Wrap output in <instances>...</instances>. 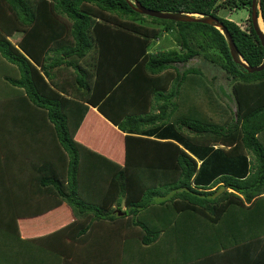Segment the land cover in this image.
<instances>
[{
  "label": "trees",
  "instance_id": "1",
  "mask_svg": "<svg viewBox=\"0 0 264 264\" xmlns=\"http://www.w3.org/2000/svg\"><path fill=\"white\" fill-rule=\"evenodd\" d=\"M139 1L263 62L252 0ZM0 264H264V69L127 0H0Z\"/></svg>",
  "mask_w": 264,
  "mask_h": 264
},
{
  "label": "water",
  "instance_id": "2",
  "mask_svg": "<svg viewBox=\"0 0 264 264\" xmlns=\"http://www.w3.org/2000/svg\"><path fill=\"white\" fill-rule=\"evenodd\" d=\"M127 1L130 4V6L133 8V10L145 15H149L161 19H170L175 21L202 22L215 26L225 36L231 56L236 64H238L245 71L250 73L262 71L264 69V59L263 62L259 65H252L246 60L244 55L237 47L232 34L217 16H214L212 14L206 15V14L189 13L183 11L158 10L145 6L139 0H127ZM250 8H251V19L254 30L256 31L257 35L261 40L262 45L264 46V20L262 16L261 0H252V4Z\"/></svg>",
  "mask_w": 264,
  "mask_h": 264
},
{
  "label": "rangeland",
  "instance_id": "3",
  "mask_svg": "<svg viewBox=\"0 0 264 264\" xmlns=\"http://www.w3.org/2000/svg\"><path fill=\"white\" fill-rule=\"evenodd\" d=\"M248 5L246 8H240L236 10H224L221 11L220 14L223 17L231 18L237 22L240 23L241 27L246 29L249 28L250 22H249V9ZM148 23L152 24V21L150 19L147 20ZM159 26V25H157ZM20 36L19 33H17L13 40L17 39ZM171 48H177V43L175 40V37L168 32H164L160 35L159 39L155 40L154 44L151 46V51H158V50H168ZM179 67H187L191 65H198L202 67L204 71H206L209 75V77H212L214 75L217 76L216 80V87L219 91L222 92V96L225 100L230 102L234 108H235V102L233 99L232 91H231V81L227 78V75L219 69V67L212 65L210 62H207L203 57H193L188 63L182 64L177 63ZM31 228V227H29ZM32 232H35L36 230L34 228H31Z\"/></svg>",
  "mask_w": 264,
  "mask_h": 264
},
{
  "label": "crops",
  "instance_id": "4",
  "mask_svg": "<svg viewBox=\"0 0 264 264\" xmlns=\"http://www.w3.org/2000/svg\"><path fill=\"white\" fill-rule=\"evenodd\" d=\"M27 221V220H26Z\"/></svg>",
  "mask_w": 264,
  "mask_h": 264
}]
</instances>
